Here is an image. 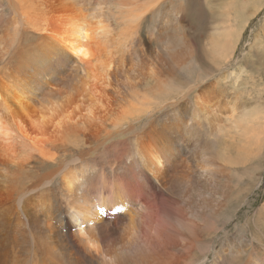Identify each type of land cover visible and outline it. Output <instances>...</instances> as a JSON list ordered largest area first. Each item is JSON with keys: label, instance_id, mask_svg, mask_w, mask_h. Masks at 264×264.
<instances>
[{"label": "bare ground", "instance_id": "6f19581e", "mask_svg": "<svg viewBox=\"0 0 264 264\" xmlns=\"http://www.w3.org/2000/svg\"><path fill=\"white\" fill-rule=\"evenodd\" d=\"M42 1L24 12L30 29L49 36L50 55L31 59L26 82L8 81L12 72L1 69L0 264H201L196 260L208 258L211 246L212 264H225L230 247L214 241L215 216L234 187L228 180L218 187L217 179L263 154L264 104L243 105L238 115L233 97L214 93L240 38L233 12L239 17L244 8L222 0L224 26L208 45L215 67L198 72L190 86L191 52L178 38H156L167 46L155 52L156 62L138 58L134 74L125 41L115 47L104 27L64 0ZM153 1L121 14L133 22ZM261 4L246 0L253 12ZM136 26L126 27L127 37ZM98 31L101 50L93 56ZM69 63L72 72L80 69L79 88L67 92L65 81L54 93ZM163 65L188 75L181 82ZM216 67L222 69L214 75ZM41 92L61 100L44 98L47 105L35 107ZM225 111L235 135L213 121ZM237 238L234 254L264 264V246ZM247 257L227 264H258Z\"/></svg>", "mask_w": 264, "mask_h": 264}, {"label": "rangeland", "instance_id": "374dc122", "mask_svg": "<svg viewBox=\"0 0 264 264\" xmlns=\"http://www.w3.org/2000/svg\"><path fill=\"white\" fill-rule=\"evenodd\" d=\"M64 1L73 10H79L85 14L90 22L99 23L100 26L104 27L107 40H113L115 47H118L119 41L121 43L125 41L122 48L123 54L124 57L128 58L127 61H130L127 68L133 69L132 73L134 74L138 69V58L142 57L147 62H151L150 60L156 62L155 52L167 46L165 42L156 43L155 39L160 36L167 37L169 41L171 37L181 39L175 38V43L180 41L179 44L183 41L182 44L191 52L193 63L191 78L193 79L190 81V86L194 84L198 72H213L211 67H215V64L213 66L211 57L207 56L209 53L208 45L224 26L222 25L224 18L221 14L222 0H154L153 5H149V10H145V13L133 22L126 19L129 18L127 15L121 14L123 9L130 5H141L146 0ZM121 1L124 4H120ZM250 2L251 0H249ZM42 3H44L42 0H0V52H2L0 79L3 70L4 75L8 72L13 74L12 77L8 78V81H15V78H18L22 82H26L25 73L31 75V68L35 66L30 65L31 59L39 58L43 54L50 55L49 50H46V46L50 48L49 36L42 32L35 33L30 29L26 22L28 12H24L29 4L40 6ZM261 3L258 11L253 12L251 6L249 7L250 10L247 9L246 0H237V8L239 10L244 8L245 12L241 10L239 17L238 13L233 12L235 22L231 24L233 20L231 18L227 24L235 27L236 31L241 26L238 33L240 38H237L235 42L233 55L229 62L222 67L223 69L216 67L217 71L214 72V75H217L218 71L222 69L221 72L224 75L222 82L217 84L214 93L233 97L234 100L232 101L239 107L238 115L243 112V105L253 107L260 102V107H262L264 104V0H261ZM59 4L61 2L57 5ZM241 23L243 24L241 25ZM135 24L137 26L134 33L127 37L126 27ZM155 33L158 37H155ZM93 49V51L91 50L93 56H96L101 50L99 31L94 38ZM214 60L217 61L218 59ZM38 63L40 61L35 64ZM209 63L212 65L210 66ZM72 67V63H69L63 74L52 85L51 90L54 93L65 90V81H68L71 87L67 92L73 93L75 88H79L82 75L79 67L74 72L71 70ZM163 69L176 76L181 82H183L184 76L188 75V72L182 71V69H168V65H163ZM70 73L73 74V77H69ZM214 79L215 77H209L207 82H213ZM16 82L18 83V80ZM25 91L28 90L25 89ZM192 97L193 93H189L187 99H192ZM44 98L57 102L61 100L41 92L39 97L35 98V107L39 103L47 105V99L42 101ZM75 98L80 100V98ZM227 118H230V111L216 113L213 121L232 127L231 133L235 135L236 128L228 122ZM262 149L263 154L260 158L257 157L252 162L236 166L235 170L226 173L227 178L217 179L218 187H222L226 180L234 187L229 200L224 201L223 207L215 216L216 226L220 230L219 234L214 237V241L220 240L221 246L227 244L230 247L228 253H223V260H220L221 262L224 261L225 264L227 261L239 262L246 256H248L247 259H253L258 264L260 263V259L255 255L250 256L248 253L239 256L240 254L237 255V252L234 254L233 251L239 234H245L249 241L264 246V215L262 214L264 212V140ZM93 155L94 153L91 154V157ZM215 204L216 202H214ZM231 235L230 239H226L227 236ZM239 250H243V248L241 247ZM209 251L208 258L202 255L196 262L212 264L216 256L214 254L216 247L211 246Z\"/></svg>", "mask_w": 264, "mask_h": 264}]
</instances>
